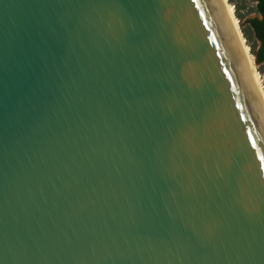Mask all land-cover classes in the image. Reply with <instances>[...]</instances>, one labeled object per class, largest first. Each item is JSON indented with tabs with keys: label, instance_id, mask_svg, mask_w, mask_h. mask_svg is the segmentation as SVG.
<instances>
[{
	"label": "water",
	"instance_id": "water-1",
	"mask_svg": "<svg viewBox=\"0 0 264 264\" xmlns=\"http://www.w3.org/2000/svg\"><path fill=\"white\" fill-rule=\"evenodd\" d=\"M261 157L223 0H0V264H264Z\"/></svg>",
	"mask_w": 264,
	"mask_h": 264
},
{
	"label": "trees",
	"instance_id": "trees-1",
	"mask_svg": "<svg viewBox=\"0 0 264 264\" xmlns=\"http://www.w3.org/2000/svg\"><path fill=\"white\" fill-rule=\"evenodd\" d=\"M231 6L240 9L245 0H228ZM256 17L247 20L246 27L242 29L243 36L256 58L258 64L264 63V0H254ZM236 17L242 21V16L236 12ZM241 33V34H242Z\"/></svg>",
	"mask_w": 264,
	"mask_h": 264
},
{
	"label": "rangeland",
	"instance_id": "rangeland-1",
	"mask_svg": "<svg viewBox=\"0 0 264 264\" xmlns=\"http://www.w3.org/2000/svg\"><path fill=\"white\" fill-rule=\"evenodd\" d=\"M232 7L234 8L235 17H236V12L242 16V21L241 22L236 17L237 21H238V24H239L240 32L242 33V29L246 27L247 20H249L251 18H254L257 15L256 12H255V2H254V0H245L244 3H241V5L239 7L240 9L235 8L234 6H232ZM242 36H243V33H242ZM243 38H244V36H243ZM244 40H245V38H244ZM245 43H246L247 47L249 48L246 40H245ZM249 52H250V48H249ZM250 54H251V52H250ZM251 56H252L254 64H255L256 71H257V73L259 75V79H260L261 85H262V87L264 89V63L258 64L256 62L255 56H253L252 54H251Z\"/></svg>",
	"mask_w": 264,
	"mask_h": 264
},
{
	"label": "bare ground",
	"instance_id": "bare-ground-1",
	"mask_svg": "<svg viewBox=\"0 0 264 264\" xmlns=\"http://www.w3.org/2000/svg\"><path fill=\"white\" fill-rule=\"evenodd\" d=\"M223 2H224L225 7H226V9H227V11H228V14H229V16H230V19H231V21H232V23H233V26H234L235 31H236V33H237V36H238V38H239V40H240V43H241V45H242V48H243V50H244V53H245V55H246V58H247V60H248L249 65H250V68H251V70H252V73H253V75H254V78H255V80H256V83H257V85H258V88H259V91H260V93H261V96H262V98H263V100H264V89H263V87H262V85H261V82H260V79H259V75H258V73H257V71H256V67H255V64H254L253 58H252V56H251V54H250V52H249V48L247 47V45H246V43H245V40H244V38H243V36H242V34H241V32H240L239 24H238L237 18H236L235 15H234V8L228 3V0H223Z\"/></svg>",
	"mask_w": 264,
	"mask_h": 264
},
{
	"label": "snow or ice",
	"instance_id": "snow-or-ice-1",
	"mask_svg": "<svg viewBox=\"0 0 264 264\" xmlns=\"http://www.w3.org/2000/svg\"><path fill=\"white\" fill-rule=\"evenodd\" d=\"M193 2L195 3V0H193ZM261 159H264V157H261Z\"/></svg>",
	"mask_w": 264,
	"mask_h": 264
}]
</instances>
